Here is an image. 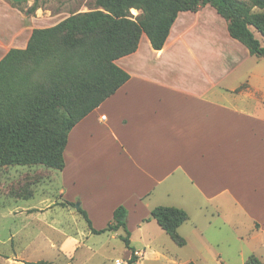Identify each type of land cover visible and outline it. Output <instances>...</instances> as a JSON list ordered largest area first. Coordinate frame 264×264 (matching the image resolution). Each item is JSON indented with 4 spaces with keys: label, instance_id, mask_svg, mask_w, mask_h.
I'll return each mask as SVG.
<instances>
[{
    "label": "crops",
    "instance_id": "1",
    "mask_svg": "<svg viewBox=\"0 0 264 264\" xmlns=\"http://www.w3.org/2000/svg\"><path fill=\"white\" fill-rule=\"evenodd\" d=\"M201 10L180 13L162 50L143 34L138 50L117 60L131 78L72 129L63 170L17 166L46 179L15 197L26 205L6 209L10 199H0V264H91L125 236L93 233L120 207L140 260L177 263L166 251L179 246L152 217L158 207L188 214L178 230L184 247L206 241L213 224L202 230L193 213L221 216L229 201L264 231V58L233 39L218 13L223 30L200 28ZM38 13L0 0V61L26 49L35 29L58 24Z\"/></svg>",
    "mask_w": 264,
    "mask_h": 264
},
{
    "label": "trees",
    "instance_id": "2",
    "mask_svg": "<svg viewBox=\"0 0 264 264\" xmlns=\"http://www.w3.org/2000/svg\"><path fill=\"white\" fill-rule=\"evenodd\" d=\"M38 1L30 14L38 10ZM96 5L51 28L35 29L26 49H12L0 61V169L63 170L72 129L131 78L117 60L135 53L143 34L155 50H162L182 12L211 6L226 20L233 39L264 58V46L253 31L264 37V0H96ZM79 212L92 228L87 213ZM152 217L179 247L186 245L178 231L189 220L185 211L158 207ZM126 220L127 210L120 207L106 229L93 233L123 229L121 239L132 251L128 264H135ZM248 264L264 263L252 256Z\"/></svg>",
    "mask_w": 264,
    "mask_h": 264
},
{
    "label": "rangeland",
    "instance_id": "3",
    "mask_svg": "<svg viewBox=\"0 0 264 264\" xmlns=\"http://www.w3.org/2000/svg\"><path fill=\"white\" fill-rule=\"evenodd\" d=\"M4 1L29 17L36 16V12L33 14L29 13V10L34 6L35 0L16 3L20 4L18 6L12 5L13 2L10 0ZM38 7V14L41 19H46L51 24H57L73 14L95 10L97 5L96 0H39ZM255 11L258 12L259 10L256 9ZM131 13L134 17L139 15V12L134 9ZM201 13L204 19L200 22V28L206 27L209 31L223 30L224 20H221L220 16L219 20L214 17L218 15L214 8L206 7L201 10ZM253 31L264 46V37L254 28ZM204 32L206 30H201L200 35ZM230 48L235 51L239 50L235 45L229 46ZM39 74L40 80H43V70ZM28 173H30L29 169L17 166L0 169V199H7L5 202L10 199V205L6 209L11 208L12 210L17 206L26 205L27 202L25 200H18L15 197L22 191H25L24 196L28 197L35 189V185L37 186L46 179L45 174L40 173L31 176ZM27 174L29 175L28 177ZM29 203L32 204L34 202L32 200ZM236 210V207L232 206L229 201V210L227 211L225 208L221 216L215 212L212 213V210L210 214L208 213L207 218L193 213L194 220L202 230H205L208 220H211L213 222L211 231L206 233V241H193L184 248L173 246L167 249L166 252H170L172 259H175L177 263H163L146 258L138 259L135 264H188L190 262L194 264H248L252 256L264 263V231L256 229L254 221L248 220L247 216L239 214ZM258 213L261 223L264 224V211ZM12 222L13 220H7L8 224ZM236 235L240 236L242 241H238ZM127 251L128 248L122 240L112 241L105 249H99V255L94 257L91 264H117L118 262L128 264Z\"/></svg>",
    "mask_w": 264,
    "mask_h": 264
},
{
    "label": "water",
    "instance_id": "4",
    "mask_svg": "<svg viewBox=\"0 0 264 264\" xmlns=\"http://www.w3.org/2000/svg\"><path fill=\"white\" fill-rule=\"evenodd\" d=\"M10 1H12L13 3H23V2H28L31 0H10Z\"/></svg>",
    "mask_w": 264,
    "mask_h": 264
},
{
    "label": "built area",
    "instance_id": "5",
    "mask_svg": "<svg viewBox=\"0 0 264 264\" xmlns=\"http://www.w3.org/2000/svg\"><path fill=\"white\" fill-rule=\"evenodd\" d=\"M117 264H122L121 262H118Z\"/></svg>",
    "mask_w": 264,
    "mask_h": 264
}]
</instances>
